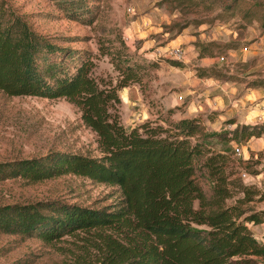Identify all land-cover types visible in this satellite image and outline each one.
<instances>
[{
    "label": "trees",
    "instance_id": "16d2710c",
    "mask_svg": "<svg viewBox=\"0 0 264 264\" xmlns=\"http://www.w3.org/2000/svg\"><path fill=\"white\" fill-rule=\"evenodd\" d=\"M65 17L86 25L97 18L96 0H53ZM256 3V2H254ZM259 3H264L259 1ZM250 21L264 26L254 5ZM33 30L7 0H0V91L9 96L65 98L96 135L97 155L52 151L43 156L0 162V181L30 182L75 175L119 191L114 206L95 208L60 199L0 206V232L47 242L83 232L106 246L101 264H264V245L251 225L264 223V209L229 205L234 186L230 157L206 143L201 116H166L126 128L120 119L119 91L139 83L148 66L131 58L123 42L99 47L118 72H95L93 53L64 46ZM208 46V45H206ZM206 46H198L200 54ZM172 66H183L168 59ZM199 77L234 80L217 68H199ZM264 86V78L249 86ZM231 122V121H229ZM264 124L236 125L218 136L248 141ZM231 181V182H230ZM243 197L253 191L243 187Z\"/></svg>",
    "mask_w": 264,
    "mask_h": 264
},
{
    "label": "rangeland",
    "instance_id": "374dc122",
    "mask_svg": "<svg viewBox=\"0 0 264 264\" xmlns=\"http://www.w3.org/2000/svg\"><path fill=\"white\" fill-rule=\"evenodd\" d=\"M259 1L263 0H96L99 6L97 18L91 25H86L65 17L53 0H7L36 32L62 42L64 46L90 50L98 75L114 79L118 74L109 57L101 54L100 46L112 50L123 42L132 59L146 64L156 62L155 66L147 67L140 84L119 91V114L126 128L166 116L169 109L172 119L190 118L177 115L182 113L189 98L183 96L178 85L183 78L172 72L171 67L176 66L168 63L170 58L164 57L166 53L159 51V47H164L181 32L196 36L199 28H215L226 23L223 28L227 31L225 41L196 43L198 56V46L206 45L208 55L226 56L228 49L249 43L237 38L242 37L248 25L255 21L248 19L254 5L262 11L259 14H263L264 3ZM244 65L233 66L234 80H221L252 87L249 86L251 80L242 76ZM199 68L202 67L197 70ZM221 68L229 70L231 67L222 64ZM180 95L182 99H179ZM217 114L194 116H201L205 124L207 145L214 152L230 157L226 172L234 186L226 202L242 209H264V133L261 137H251L250 141L224 139L218 134L229 133L235 119H224ZM96 145L95 133L83 124L78 109L65 98L9 96L0 91V162L39 157L52 151L97 155ZM235 147L242 149L240 155L236 154ZM243 172L247 174L246 178L242 177ZM243 187L253 191L251 200L243 197ZM119 195L112 185L69 174L37 182L20 177L0 181V206L60 199L100 208L114 206ZM106 249L101 240L83 232L53 242L0 232V264H101Z\"/></svg>",
    "mask_w": 264,
    "mask_h": 264
},
{
    "label": "crops",
    "instance_id": "0c3cea01",
    "mask_svg": "<svg viewBox=\"0 0 264 264\" xmlns=\"http://www.w3.org/2000/svg\"><path fill=\"white\" fill-rule=\"evenodd\" d=\"M225 25L226 23H223L219 25L220 27L216 26L215 28L208 26L202 30L199 28V35L196 36L192 34L188 36L185 32H181L170 39L164 47H159V51H165L163 53L173 47H181L185 52L184 58L179 61L183 66L171 67L174 69L173 71L171 69L173 74H177L178 78H183L178 85L182 89L183 96L189 98L182 113L177 115L191 117L197 114L218 112V117L235 119V123L231 124V127H235L237 124L264 123V86L246 87L245 83L199 77L196 74L198 67H213L233 75V66L243 63L245 64L243 67H246L245 73L242 74V76L245 75L243 78L248 80L264 78V26L259 21L248 25L244 35L237 38L241 42L249 41L247 45L228 49L226 56L208 54L198 56L196 43L225 41L224 33H227L223 29ZM205 29L208 31L203 32ZM233 35L235 36L236 33L233 32ZM163 56L168 57L167 54ZM222 64L230 65L231 68L225 70L221 68ZM250 228L252 231H256L255 234H264V223L250 226Z\"/></svg>",
    "mask_w": 264,
    "mask_h": 264
},
{
    "label": "built area",
    "instance_id": "2783aa9c",
    "mask_svg": "<svg viewBox=\"0 0 264 264\" xmlns=\"http://www.w3.org/2000/svg\"><path fill=\"white\" fill-rule=\"evenodd\" d=\"M129 11H133V8H129ZM167 56L170 59H174L177 61H181L184 58L185 52L184 49L181 47H173V48H169L166 51ZM223 60V58H222ZM179 99H182V97H179ZM235 152L237 155H240L242 153V149L240 147H235ZM242 177L246 178L247 174L245 172L242 173ZM255 237L264 245V234L259 235V234H255Z\"/></svg>",
    "mask_w": 264,
    "mask_h": 264
}]
</instances>
